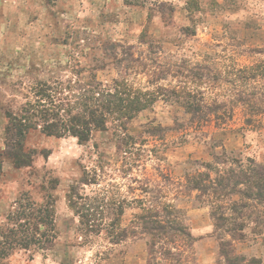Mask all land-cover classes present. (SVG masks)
<instances>
[{"label":"rangeland","instance_id":"374dc122","mask_svg":"<svg viewBox=\"0 0 264 264\" xmlns=\"http://www.w3.org/2000/svg\"><path fill=\"white\" fill-rule=\"evenodd\" d=\"M260 173L264 0H0V264H264Z\"/></svg>","mask_w":264,"mask_h":264},{"label":"trees","instance_id":"16d2710c","mask_svg":"<svg viewBox=\"0 0 264 264\" xmlns=\"http://www.w3.org/2000/svg\"><path fill=\"white\" fill-rule=\"evenodd\" d=\"M15 122H16L15 119H13L12 121H10V124H9L8 129H7V132H10L9 131V130H11L10 127H13V125H16ZM28 128H31V126H29ZM55 128H57V129H55ZM55 128L51 125V123H49L48 121H46L45 122V126L42 127V132L45 133V135L55 136V137H62V136H65V134L67 133V134H71L73 136H76L79 141H84V140L87 139V135L80 134L79 133V130H72V129L66 127V126H64V128H62V127L60 128L59 126L58 127H55ZM16 133L18 134L19 131H16ZM254 180H255V182H258V183H256L255 186L258 188V190L260 189V192H258L256 194V196L258 198H260L262 201H264V197H263L264 196V173H260L258 175H254ZM253 261H259V260L253 259Z\"/></svg>","mask_w":264,"mask_h":264}]
</instances>
